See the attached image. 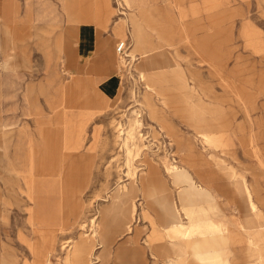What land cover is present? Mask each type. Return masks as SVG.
Segmentation results:
<instances>
[{
    "label": "rangeland",
    "instance_id": "rangeland-1",
    "mask_svg": "<svg viewBox=\"0 0 264 264\" xmlns=\"http://www.w3.org/2000/svg\"><path fill=\"white\" fill-rule=\"evenodd\" d=\"M71 1L0 0V264H202L196 238L166 233L181 204L189 227L206 209L236 234L222 258L256 263L244 229L264 226V0H142L152 28L124 0ZM91 60L96 74L77 70ZM114 76L111 97L93 85ZM40 127L47 196L29 167Z\"/></svg>",
    "mask_w": 264,
    "mask_h": 264
},
{
    "label": "bare ground",
    "instance_id": "bare-ground-1",
    "mask_svg": "<svg viewBox=\"0 0 264 264\" xmlns=\"http://www.w3.org/2000/svg\"><path fill=\"white\" fill-rule=\"evenodd\" d=\"M124 1L127 3V6H129L130 8H134L135 10L139 11L138 14L140 15L142 20L150 28L155 26V22H156L157 18H156V15L153 13L152 8H145L142 0H124ZM139 4H140V7L137 8V6ZM40 131L44 136L43 139L45 140V141L43 140L45 143V148L43 151L44 156L43 157H37V152L31 151V154L29 156L30 157V164H29L30 166L29 167H30V171H31V175H32V192L35 194V196L38 194L47 196L49 194V192L52 191L51 182L54 183L53 181L56 179L54 177H48V178L46 177L47 175H49L47 169L50 167L49 154L51 153V141H49V139L47 137L48 135H47V133H45V130L43 128L40 127ZM65 143H69V141H66ZM66 147H67V144H66ZM187 179L192 182L193 187H194L195 191L199 194V196H201V197L212 196L211 191H209V189H207L201 183H198L197 180H195V178L193 177V175L188 174ZM243 187H244L245 195L247 197V200H248V203L250 206V210L253 213L255 210V203L252 200L253 198L251 197V194H250L246 184L243 183ZM180 193H181L182 198H184L187 201H192V196L189 195V193L187 191L181 189ZM34 194H33V196H34ZM252 195H253V192H252ZM186 207H187L186 204H181V209H178L177 207L174 206L171 210V212H175V215L172 216V219L173 220H175V219L180 220V218L182 217L181 210H182V212L185 213L187 218H190L189 212L186 209ZM202 210H203V211H201L202 217L211 216V213L209 210H206V209H202ZM33 215H32V218H33ZM253 220L255 221L256 225L252 229H250V228L244 229L247 236H249L250 240H251L249 252L252 253V256L257 258L256 263H253V264H264V258H263L264 256L259 255L260 254L259 253L260 246H262V245H259V243H258L259 241L258 242L252 241V239L257 241L259 237L260 238L264 237V226L260 225V221H259L258 217H254V215H253ZM213 225L214 226H210L213 229V232L211 231V233H209V234L213 235L214 238H216L214 245L211 244L212 243L211 241H209L205 238V236H206L205 233H203L201 236L203 238L202 240L200 239V237H195V235H192L191 237L185 238V235L183 234V238L184 239H187V238L195 239L196 238V241H195L194 245L192 246L193 253L195 254V256L197 258H199V260L202 262V264H206V263L207 264H230L227 259L222 258L221 254H220V248L218 245V243H220L218 238L224 237V234H225V232L222 231L223 226L221 224L219 225L217 223H214ZM181 228H183V227H181ZM179 231H181V230H179ZM166 233L169 234V229L166 231Z\"/></svg>",
    "mask_w": 264,
    "mask_h": 264
},
{
    "label": "crops",
    "instance_id": "crops-1",
    "mask_svg": "<svg viewBox=\"0 0 264 264\" xmlns=\"http://www.w3.org/2000/svg\"><path fill=\"white\" fill-rule=\"evenodd\" d=\"M73 2V0L71 1V3ZM70 3V7L73 8V6H71ZM92 14V13H91ZM10 17V12L7 11L4 14V19L6 21L9 20ZM91 22L87 21V22H81L80 24V30H79V41H80V46H79V56L84 55L85 53H89L90 51H92V42H93V31L91 26L89 25ZM47 54V52H46ZM153 60V59H152ZM150 60V62H144V66L143 68L148 69V66L154 65L153 63H155L154 61ZM90 64V65H88ZM89 67L92 68V72L93 73H97V65L91 60V61H86V64L84 62H80L77 64L76 68L77 70H81V71H86L88 69V72L91 73V70L89 69ZM93 84L96 86L97 84H99L101 86V90L102 92H104L105 94H107L108 96L111 97V95H114V93L117 91L118 89V85H119V79L117 76H114L113 78H109L108 80L104 81H100V80H94ZM96 89V88H95ZM106 99V98H105ZM177 208H179V206H176ZM186 219V218H185ZM194 225L195 226H200V228H193V227H189L190 226V222L187 219L186 221H184L183 219L180 218V220H172V226L169 228V230L171 231L172 236H174L177 233V230H181L183 231V234L185 235V237H191L192 235L196 234H201L199 235L200 239L202 240L203 238L201 237L203 233H205V238L209 241H211L212 245H214L215 243V239L213 237V235H210L209 232L207 233V230L205 228H203L204 226L206 227L207 225H213V222H210L209 217L208 216H204L201 218H194ZM207 224V225H206ZM181 226L183 228H181ZM236 238V234H234L233 232L227 233L225 235V237H221L218 238V240L220 241V243H218L219 247L222 246L223 243L228 242L229 240H235ZM217 245V246H218Z\"/></svg>",
    "mask_w": 264,
    "mask_h": 264
},
{
    "label": "built area",
    "instance_id": "built-area-1",
    "mask_svg": "<svg viewBox=\"0 0 264 264\" xmlns=\"http://www.w3.org/2000/svg\"><path fill=\"white\" fill-rule=\"evenodd\" d=\"M126 46H127V41H120L117 46V51L121 53L124 52V50L127 48Z\"/></svg>",
    "mask_w": 264,
    "mask_h": 264
}]
</instances>
